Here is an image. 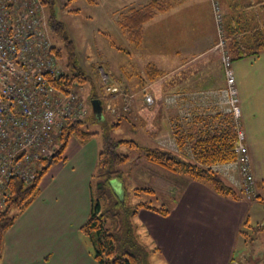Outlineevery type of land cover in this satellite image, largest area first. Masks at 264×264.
<instances>
[{"label": "crops", "instance_id": "crops-1", "mask_svg": "<svg viewBox=\"0 0 264 264\" xmlns=\"http://www.w3.org/2000/svg\"><path fill=\"white\" fill-rule=\"evenodd\" d=\"M218 2L230 57L253 60L260 57L264 53V48L260 51L261 41L264 42V0ZM88 3L96 10L94 16L98 24L114 26L115 36L124 43L126 52L111 45L117 53L139 57L142 67L150 63L160 72L153 81L141 84L154 99L152 106L145 104L144 98L141 100L146 108L143 110V121L147 122L145 130L155 132L149 134L157 133L158 139L172 138V150L183 155L185 150H181L174 131L181 132V127L186 130L194 122L195 132H191L189 127V131L186 130L192 141L201 126L209 128L207 133L226 128L229 118H220L217 97L226 82L220 55L215 49L217 32L210 0H88ZM151 4L156 12L143 24L141 43L135 45L122 34L120 20L130 10ZM108 69L110 74L114 73L111 77L116 78L117 84L121 80L124 87L131 88L127 77L120 79L124 72L122 67H111L109 63ZM136 100L134 98L135 105ZM107 102L116 106L121 99L107 98ZM140 111L137 109L135 113ZM96 117L99 119L97 123L108 125L100 118L101 115ZM154 122H157V127H150ZM186 131L181 133L186 134ZM202 133L206 134V131L203 129ZM245 141L251 173L258 184L256 198L244 199L239 188L224 176L221 177L233 185L239 199L223 197L207 185L188 178L183 180L185 182L174 183L173 195L177 200L173 201L167 215L141 209L134 216L145 227L150 247L156 253L151 264H236L245 256L247 245L243 236L246 235V227L243 225L248 224L249 213L255 203L264 205V183H261L264 175L261 176L254 167L258 161L250 151L247 136ZM83 149L76 139L69 140L60 161L53 164L40 181L37 198L17 215L15 223L4 233L0 264H16L18 252L20 256L38 252L40 240H45L69 220L71 209L56 205L58 199H47L46 191L55 185L76 153ZM232 175L237 178L235 171ZM85 198L87 200V194ZM80 200H84L83 194ZM33 240L36 247L29 246Z\"/></svg>", "mask_w": 264, "mask_h": 264}, {"label": "rangeland", "instance_id": "rangeland-1", "mask_svg": "<svg viewBox=\"0 0 264 264\" xmlns=\"http://www.w3.org/2000/svg\"><path fill=\"white\" fill-rule=\"evenodd\" d=\"M52 11L55 19L64 24L68 37L75 45L78 63L90 78L88 83L76 88L87 105L89 106L91 101L95 99H98L101 104L107 101L98 70L102 67L109 73V63L111 67H122L124 72L120 79L127 77L128 81L130 80L129 86L131 88H127L133 91L137 105L134 104L135 101L133 100L129 112L122 116L120 114L112 115L102 110L100 118L104 119L108 126L101 122L93 124L90 121V115L89 118L87 117L85 128L91 133L97 132L98 135L86 142H78L84 149L76 153L61 177L56 179L55 185L46 191L47 199L52 201L58 199L59 203L56 205L69 207L74 213L70 210L69 220L66 224L47 236L45 240H40L41 247L37 249L38 252L35 251L28 256H20V252H18L16 264H97L94 260L92 242L81 230L90 214L89 182L94 197L100 205V212H107L106 227L111 228L113 226L112 231L118 230L119 227L122 228L117 233L113 232L117 237H124L125 228L130 231V243L126 244L125 241H122L119 246L130 247L134 252L146 251L148 253L147 264H151L156 258V253L150 247L149 235L145 231V227L140 224L138 217L129 216V210H132L133 206L140 202H149L151 206L156 208L170 209L173 206V201L177 200V196L173 195L175 194L173 184L185 182L183 180H187L186 177L174 175L151 164L145 159L143 151L130 150L126 147L120 148L119 153L127 155L129 158L127 163L116 169L121 179L110 180L111 192L107 188L97 189L99 178L96 177V171L98 154L102 151L103 135H109L117 140H134L142 148L155 146L169 152H175L172 150V138L158 139L160 136H156L157 133L152 135L148 132H155L145 130L147 122L144 123L143 121V110L145 111L146 108L141 103L145 92L141 84L147 79L148 68L156 69L155 65L148 63L142 67L139 57L117 53L111 44L120 49L119 51L125 52L124 43L115 36L114 26L98 24L94 16L96 10L88 3V0H55ZM48 12L46 10L47 18ZM223 30L225 34L224 25ZM56 45L58 48L61 47L60 43ZM226 50L228 52L227 42ZM216 52L220 55L218 49ZM254 59L242 58L236 60L237 63L233 60L232 70L241 111L239 119L241 129L247 136L250 151L258 161L254 167L262 176L264 175V53ZM58 63L65 71L64 56L58 58ZM152 73L154 75V72ZM113 75L112 72L110 76L113 77ZM118 85L124 87L121 80ZM118 99L120 98L117 97L113 100ZM105 103L107 104V102ZM121 104L120 102L114 107L118 108ZM137 109L141 110L138 114L135 113ZM89 110L92 114V106H89ZM112 124L115 126L110 129L109 125ZM150 127H157V122L150 123ZM188 127L191 132H195L193 129L194 122L192 126L189 124L186 130ZM203 129L206 133L209 130L206 126H201L199 130L202 131ZM180 130L181 132L186 131L182 127ZM186 133L188 134L187 131ZM217 174L221 177V174ZM135 188H150L154 193L134 192ZM257 191L258 184L256 182L255 195H257ZM82 194L83 201L80 200ZM19 213L18 209H13L10 215H19ZM120 222L122 224H119ZM124 222L129 223V226L127 224L124 228ZM263 226L264 205L257 202L249 213L248 224L245 229L246 235L243 236L247 245L244 259L242 258L236 264H251V262L264 264V229L261 228ZM29 246L36 247V241L33 240Z\"/></svg>", "mask_w": 264, "mask_h": 264}, {"label": "built area", "instance_id": "built-area-1", "mask_svg": "<svg viewBox=\"0 0 264 264\" xmlns=\"http://www.w3.org/2000/svg\"><path fill=\"white\" fill-rule=\"evenodd\" d=\"M210 3L217 32L215 49L220 52L226 82L217 93L219 114L229 118L226 127L229 123L235 133V159L212 168L232 181L244 199L251 200L256 197V182L239 121L241 111L232 60L226 50L223 15L218 0ZM47 19L40 0H0V211L9 197L11 180L28 186L42 162L55 154L65 126L85 120L91 113L77 87L65 91L60 85L66 71L54 53ZM98 73L106 98L118 97L122 103L115 108L106 101L103 109L112 115L128 113L134 100L132 91L119 86L102 67ZM143 94L145 104L152 106L153 97Z\"/></svg>", "mask_w": 264, "mask_h": 264}, {"label": "trees", "instance_id": "trees-1", "mask_svg": "<svg viewBox=\"0 0 264 264\" xmlns=\"http://www.w3.org/2000/svg\"><path fill=\"white\" fill-rule=\"evenodd\" d=\"M40 1L45 10H47V12L49 11L48 26L54 42V53L57 58L61 56L65 58L64 69L66 75L62 77L60 85L63 86L65 91H69L72 87H81L85 83H88L90 78L81 69L78 63L75 45L68 37L64 24L54 17L52 9L55 0ZM155 12L156 9L153 4L148 7L130 10L120 20L119 28L121 32L126 35L133 44L139 45L142 40V26L154 16ZM56 42L58 44L60 43V48L57 47ZM260 47V51H262V48H264L263 41H261ZM117 50L120 49L117 48ZM256 53L255 51V54ZM240 58L241 57L235 58L232 56L231 60L233 61ZM152 72H154V75H152ZM159 76V71L148 68L147 79L143 82L153 81ZM96 116V114L90 113L89 117H91V123L94 124L99 121ZM86 119L70 122L65 126L60 135L59 144L53 158L49 161L44 160L42 162L41 168L35 173L34 179L28 186L22 185L17 179L11 180L9 184V197L5 207L0 211V258L3 235L15 223L17 218V215H10L11 210L18 209L21 213L37 198L40 181L50 167L60 161L70 139H76L78 142H86L93 136L98 135L97 132L91 133L85 128ZM124 119H126V117H124ZM106 126L108 125L106 124ZM113 126L115 125H109V128L111 129ZM174 133L176 135V140L180 142L181 150L183 148L185 150V153H182L183 155H178L158 147L142 148L134 140H117L109 135H103L102 151L98 154L97 158L96 177L99 178L97 189L107 188L108 191H110V180L121 179L116 169L127 163L129 157L119 153V149L126 147L130 150L143 151L144 157L149 163L161 167L174 175L183 176L192 181L205 184L215 193L223 197L234 200L239 199L238 192L212 170L214 165L230 162L235 159L233 149L235 133L231 126H227L223 130L213 132L212 134H204L200 131L192 141L189 139H192V137H189L187 133L183 134L178 131H174ZM179 133L181 134L179 135ZM261 183H264V180ZM134 192L154 193L150 188H135ZM117 203L120 204L119 202ZM141 209L153 211L163 216L167 215V210L164 208H156L151 206L149 202H140L135 204L132 210H129V216L134 217L137 211ZM106 213L107 212H100V205L98 200L94 197V192L90 184V214L81 230L92 242L95 262L97 264H147L148 253L146 251L141 250L134 252L130 247L123 248L122 245L119 246L122 241H125L126 244L130 243V231L125 228V225L128 224L129 226V223L124 222V237H117L113 232L117 233L122 230V228L119 227L118 230L112 231L114 229L113 226L111 228L106 227ZM119 224H122V222ZM243 226L246 227L247 223H244ZM240 234L243 233L240 232Z\"/></svg>", "mask_w": 264, "mask_h": 264}, {"label": "water", "instance_id": "water-1", "mask_svg": "<svg viewBox=\"0 0 264 264\" xmlns=\"http://www.w3.org/2000/svg\"><path fill=\"white\" fill-rule=\"evenodd\" d=\"M91 106H92V110L93 113L96 114L97 116L101 115V105H100V101L95 99L91 101ZM53 158V155L51 156Z\"/></svg>", "mask_w": 264, "mask_h": 264}]
</instances>
